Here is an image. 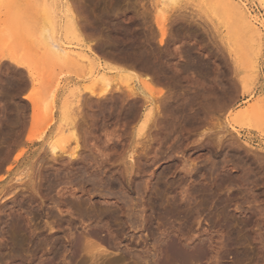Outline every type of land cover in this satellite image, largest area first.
<instances>
[{"label": "rangeland", "instance_id": "1", "mask_svg": "<svg viewBox=\"0 0 264 264\" xmlns=\"http://www.w3.org/2000/svg\"><path fill=\"white\" fill-rule=\"evenodd\" d=\"M174 1L67 0L68 5L72 4L69 7L72 6L74 18L79 21L78 28L84 23L79 29L84 28L79 32L81 38L78 41L76 34L63 26L66 17L59 0H0V264H171L166 245L184 250L188 244L194 245L190 255L201 258L193 264H264V36L255 58L251 56L250 42L245 39L249 37L243 32L244 28L233 13L226 12L230 9L220 8L221 2ZM239 1L260 21L259 25L264 26V2ZM52 3L56 4V18L61 27L53 30L35 28L34 34L35 9L46 8L44 4L50 6ZM49 11L51 14L52 10ZM6 13L10 15L9 22ZM25 21H31L32 25ZM160 29L165 34L163 38ZM53 33L59 39L60 51L51 43L49 45ZM124 39L129 40L128 45L135 46L136 52L144 47H155L157 61L160 59L161 66L166 64L162 67L171 65L168 67L180 70L185 64L192 65L184 72L186 68H181L182 76L170 73V76L168 73L166 76H143L144 72L137 68L125 70L126 67L104 58L111 51L115 53L116 46L123 45ZM131 40L134 43H130ZM104 76L110 83L107 90L110 87L111 93L101 97L106 88L99 78ZM144 82L150 87H145ZM130 84L136 94L131 100L125 95ZM227 89L230 90L227 92ZM89 91L95 96L102 94L95 101L92 99L94 103L92 100L87 102ZM120 92L125 93L122 99L127 101H120ZM51 95L54 104L49 108L47 101L51 100L47 98ZM37 97L43 100V105H40L41 111L36 112V121L32 122L31 105ZM77 101L80 107L83 104L81 113L87 107L80 117L84 116L86 121L80 119L81 126L77 127H81L79 141L85 143L75 149L74 163L69 164L66 155L61 161H50L51 157L47 158L51 155L50 134L47 129L45 136L40 137V133L49 122L51 106L56 104L60 110L68 104L67 107L73 110ZM255 102L260 106V112ZM251 107L255 112L242 117V112ZM148 111L150 114L145 117ZM142 117L146 121L141 127ZM68 145L70 149L75 146L72 141ZM128 168L130 187L123 173ZM91 176L94 180H89ZM105 178L118 181L120 184L115 186L118 190L115 187L109 190ZM76 179L78 183L74 181ZM92 181H101L103 188L95 183L92 187L95 185L96 188H92L89 186ZM32 185L38 189L36 192L29 188ZM94 189L96 193L91 192ZM99 189L105 191L103 195L97 193ZM13 190L15 196L10 194ZM119 192H123V196ZM109 195L114 201L119 200L118 205L122 201L120 204L125 210L128 206L127 210H130L133 204L130 211L136 216H122L127 210L121 212L122 207L119 206V210L117 204L105 203L109 201ZM12 238L13 242L10 241Z\"/></svg>", "mask_w": 264, "mask_h": 264}, {"label": "bare ground", "instance_id": "2", "mask_svg": "<svg viewBox=\"0 0 264 264\" xmlns=\"http://www.w3.org/2000/svg\"><path fill=\"white\" fill-rule=\"evenodd\" d=\"M54 1V0H53ZM58 1V0H57ZM67 1V0H66ZM65 1V3L63 2V0H59V2H60V4H59V6L60 5H62V7L61 8H64V12H65V17H66V22L63 24V26H64V28H68V29H70L71 31H69V32H72V33H74V34H76V38L78 39V41H80L79 39L81 38L80 36V31L81 30H83V29H81V30H79L80 29V27L84 24V23H82V25L78 28V26H77V22H79V21H77L76 20V18H74L75 16H73V13H72V6L71 7H69L70 5H72V4H70V5H68V3H70V2H66ZM163 1V0H162ZM173 1V0H172ZM176 1V0H175ZM174 1V2H175ZM217 1H219V2H221L222 3V5H220V3L218 4L219 6H220V8H222V7H226L225 9H230V11H226V12H230L232 15H235V18L237 17V19L239 20L238 22L240 23L239 25H241L243 28H244V30H243V32L245 31V33L247 34V36L249 37V39L248 38H245V39H247L250 43V47H251V50H252V55L251 56H253V57H257L258 56V54H259V52H260V49H261V46H262V41H263V36H264V33L262 32L263 30L260 28L262 25V23L259 25V23L258 22H260V21H258L256 18H254V17H252L251 15H250V12L248 11V9L246 8V6L244 5V3H241V1H239V0H217ZM216 1V2H217ZM263 2H264V0H262ZM76 3V2H75ZM165 3V2H164ZM36 4V3H35ZM38 4V3H37ZM43 4V3H42ZM74 4V3H73ZM78 4V3H77ZM46 5V6H45ZM217 5V6H218ZM224 5V6H223ZM22 6H23V4H22ZM21 6V7H22ZM44 6L46 7V8H41L40 7V9H35V10H37L36 11V17L37 18H35L34 17V21H33V25L35 26V27H33V30L32 31H34V34H36L35 32V28H38L39 30H41V29H52V28H60L61 27V22H58V20H57V18H56V12H57V7H56V4L55 3H52L50 6H47V4H44ZM222 6V7H221ZM35 7V6H34ZM47 7H48V9L50 10H52V12H51V14L49 13L50 11L49 10H47ZM78 7V6H77ZM20 8V7H19ZM32 8H33V6H32ZM36 8H37V6H36ZM18 10V9H17ZM17 10H16V12H17ZM25 10V9H24ZM77 10H78V8H77ZM31 11V10H30ZM60 11V10H59ZM73 11H74V9H73ZM75 11H76V9H75ZM74 11V12H75ZM26 12V11H25ZM31 12H33V11H31ZM78 12V11H77ZM24 13V12H23ZM27 14V13H26ZM61 14V13H60ZM76 14H78V13H76ZM229 14V13H228ZM231 14H229V15H231ZM14 15H16V14H14ZM30 15V14H29ZM48 15V16H47ZM80 15V14H79ZM31 16V15H30ZM81 16V15H80ZM84 16V15H83ZM255 16V15H254ZM5 17H6V20H8V22L10 21V15L9 14H7L6 13V15H5ZM16 17V16H15ZM24 18V20H25V17H23ZM61 18V17H60ZM84 18V17H83ZM232 18H234V16H232ZM22 19V18H21ZM33 19V18H32ZM65 19V18H64ZM236 19V20H237ZM19 20V19H18ZM17 20V21H18ZM23 20V19H22ZM22 20H21V22H22ZM23 20V21H24ZM76 20V21H75ZM235 20V21H236ZM155 22H156V20H154ZM25 22H28L29 24H31L32 22L31 21H25ZM64 22V21H63ZM212 22V21H211ZM228 22H229V20H228ZM156 23H158V22H156ZM80 24V23H79ZM86 24V23H85ZM231 24H232V21H231ZM238 24V23H237ZM264 24V23H263ZM32 25V24H31ZM158 25V24H157ZM21 26V25H20ZM27 26V25H26ZM29 26V25H28ZM238 26V25H237ZM83 27H84V25H83ZM158 27L160 28V25H158ZM232 27H233V25H232ZM240 27V26H239ZM239 27L237 28V30L239 29ZM241 27V28H242ZM263 27V29H264V26H262ZM14 28V27H13ZM17 28V27H16ZM24 28V27H23ZM26 28V27H25ZM32 28V27H31ZM82 28V27H81ZM162 28V27H161ZM15 29V28H14ZM13 29V30H14ZM28 29H29V27H28ZM63 29V28H62ZM67 29V30H68ZM163 29H165V28H163ZM163 29L160 31L161 32V35H160V37L161 38H163L164 37V32H163ZM232 29H234V28H232ZM53 30V29H52ZM79 30V31H78ZM29 32H30V30H28ZM44 31V30H43ZM42 31V32H43ZM165 31V30H164ZM238 31H240V29L238 30ZM238 31H237V33H238ZM69 32H67L66 31V33H69ZM86 32V31H85ZM91 32V31H90ZM38 33V32H37ZM41 33V32H40ZM45 33H47V30H46V32ZM72 33L70 34L71 36H73L72 35ZM109 33V32H108ZM126 33V32H125ZM93 34V33H92ZM48 35V34H47ZM94 35V34H93ZM41 36V35H40ZM89 36H91V35H89ZM88 36V37H89ZM97 36V35H96ZM95 36V37H96ZM108 36H110V35H108ZM126 36V35H125ZM129 36V35H128ZM246 36V37H247ZM88 37H86L87 39H88ZM44 38V37H43ZM58 37H54V33H53V36L51 37V38H49V45H50V43L52 44L51 46H53V47H55V48H57L58 49V51H60L61 49H60V42H59V39H57ZM107 38V37H106ZM113 38V37H112ZM160 38V42H162V39ZM237 38V37H236ZM235 38V39H236ZM45 39V38H44ZM95 39V38H94ZM117 39V38H116ZM127 39H129L130 40V38H127ZM51 40V41H50ZM125 40V39H124ZM122 40V42H124V43H122L123 45H121V43L120 44H118L116 47H117V51L114 53V51H111L110 53H113V55H111L110 53H109V55L108 54H106V56H104L102 53H103V51H101L102 53H100V54H102V56H104V58L106 57L107 58V60H108V58H109V60H112L113 62H115V63H117V64H119V66L120 67H126L125 68V70H129L130 68H132V67H134L135 69L137 68L138 70H142L141 71V73H143L142 75L144 76H159V75H157V74H160V76H166V74L168 75V76H170V75H172V76H182V74H183V72L184 71H186L187 70V68H189L190 67V65H192L191 63L190 64H183L184 66H182L181 68H186L185 70H183V69H181L180 68V70H179V68H178V70H177V68H175L174 69V66H173V68H171L172 66L171 65H168V66H171L170 68L168 67V66H165V67H162L160 64L161 63H159L158 61L160 60V59H158V61H157V56H158V54H157V56L155 55L156 53H155V47H154V49H145V47L143 48V49H137V51L138 52H136V50L134 51V49H135V46H134V48H133V46H131V45H128V41L129 40ZM241 40H242V38H241ZM41 41H43V40H41ZM121 41V40H120ZM76 42V41H75ZM114 42V41H113ZM126 42H128V43H126ZM159 42V43H160ZM237 42H239V41H237ZM80 43V42H79ZM117 43V42H116ZM126 43V44H125ZM130 43H134V42H132V40H131V42ZM136 43H137V41H136ZM136 43H135V45H136ZM141 43H143V42H141ZM45 44H47V43H45ZM111 44V43H110ZM125 44V45H124ZM248 44V45H249ZM41 45V44H40ZM119 45H121V46H119ZM142 45V44H141ZM145 45V44H144ZM146 45H147V43H146ZM151 45V44H150ZM160 45H161V43H160ZM238 45H240V43L238 44ZM87 46V45H86ZM95 46V45H94ZM106 46V45H105ZM105 46L104 47H102V48H105ZM109 46H111V45H109ZM139 46H140V44H139ZM138 45L136 46L137 48L139 47ZM164 46V45H163ZM162 46V47H163ZM244 46V45H243ZM98 47V46H97ZM101 47V46H100ZM100 47H99V49H100ZM115 47V48H116ZM146 47H148V46H146ZM157 47V46H156ZM80 48V47H79ZM107 48H108V46H107ZM107 48L105 49V50H107ZM112 48H113V45H112ZM142 48V47H141ZM149 48V47H148ZM151 48V47H150ZM247 48V47H246ZM91 49V48H90ZM89 49V50H90ZM98 48H97V50H99ZM157 49V48H156ZM88 50V51H89ZM96 50V51H97ZM101 50V49H100ZM104 50V49H103ZM104 50V51H105ZM109 50V49H108ZM113 50V49H112ZM158 50V49H157ZM243 50H246V49H243ZM161 51V50H160ZM98 52V51H97ZM109 52V51H108ZM107 52V53H108ZM157 52V51H156ZM251 52V51H250ZM249 52V53H250ZM105 53V52H104ZM158 53V52H157ZM171 54V53H170ZM251 54V53H250ZM73 55H74V53H73ZM97 55V54H96ZM95 55V56H96ZM160 55H163V54H160ZM191 55V54H190ZM189 55V56H190ZM98 56V55H97ZM100 56V55H99ZM251 56H249V57H251ZM160 57V56H159ZM162 57V56H161ZM160 57V58H161ZM169 57H171V56H169ZM175 57H177V56H175ZM248 57V56H247ZM248 57V58H249ZM97 58V57H96ZM166 60L168 61V56H166ZM194 58V57H193ZM85 60V59H84ZM164 60V59H163ZM196 60V59H195ZM250 61V60H249ZM166 62V61H165ZM192 62V61H191ZM167 63V62H166ZM168 63H170V62H168ZM251 63V62H250ZM256 63H257V61H256ZM256 63H253L254 65H256ZM116 64V65H117ZM166 65V64H165ZM196 65V64H195ZM199 65V64H198ZM203 65V64H202ZM94 66V65H93ZM251 66H252V64H251ZM118 67V66H117ZM122 67V68H123ZM130 67V68H129ZM179 67V66H178ZM194 67H197V65L196 66H194ZM199 67H200V65H199ZM84 68V67H83ZM121 68V69H122ZM235 68V67H234ZM251 68V67H250ZM253 68V67H252ZM120 68H118V70H119ZM133 69V68H132ZM196 69V68H195ZM206 69V68H205ZM253 69H255V68H253ZM81 70H83V69H81ZM88 70H89V68H88ZM102 70V69H101ZM116 70V69H115ZM117 70V71H118ZM181 70H183V72H181ZM189 70V69H188ZM192 70V69H191ZM197 70H199V69H197ZM209 70V69H208ZM207 70V71H208ZM119 71H121V70H119ZM123 71V70H122ZM134 71V70H133ZM136 71V70H135ZM207 71H205V72H207ZM181 72V73H180ZM191 72V71H190ZM201 72V71H200ZM169 73H170V75H169ZM204 73V72H203ZM232 73H233V71H232ZM91 74V73H90ZM163 74V75H162ZM190 74V73H189ZM226 74V73H225ZM256 74V73H255ZM186 75V74H185ZM254 75V74H253ZM89 76V75H88ZM129 76V75H128ZM184 76V75H183ZM191 76V75H190ZM95 77V76H94ZM107 77H109V76H107ZM183 78V77H182ZM178 79V78H177ZM97 80V79H96ZM132 80V79H131ZM129 81V82H132V81ZM156 80V79H155ZM123 81H124V78H123ZM151 81V80H150ZM195 81H197V80H195ZM234 81V80H233ZM99 82H101V83H105L104 84V87L103 88H106V90L103 92L102 91V93H103V95H101L102 93H99L97 96L99 97L100 95H101V97H105V95H109L110 96V94L109 93H111L110 92V87H109V89L107 90V88H108V86L110 85V83L108 82V80H107V78H105V76L104 77H100L99 78ZM128 82V83H129ZM176 82V81H175ZM181 82V81H180ZM185 82V81H184ZM95 83L97 84L98 82L97 81H95ZM101 83H99V84H101ZM113 83V82H112ZM159 83V82H158ZM162 83V82H161ZM188 83H190V82H188ZM192 83H194V82H192ZM225 83V82H224ZM235 83H236V81H235ZM202 84V83H201ZM226 84V83H225ZM231 84H232V82H231ZM233 84H234V82H233ZM232 84V85H233ZM98 85V84H97ZM114 85H117V84H114ZM164 85V84H163ZM184 85V84H183ZM187 85V84H186ZM191 85V84H190ZM193 85V84H192ZM231 85V86H232ZM93 86H95V84L93 85ZM100 86H102V85H100ZM131 84L127 87V90H128V88H130V90H129V92H126L127 94H125L124 92V94L126 95V97L128 98V99H130V98H133V96H135L136 94H135V90L133 89V87L131 86ZM144 86L146 87H150V85H148V83H146V82H144ZM165 86V85H164ZM227 86V85H226ZM226 86L224 87V88H226ZM234 86V88H236L235 86L236 85H233ZM238 86V85H237ZM96 87V86H95ZM111 87H113V85L111 86ZM116 86H114V88H115ZM119 87V86H118ZM117 87V88H118ZM148 87V88H149ZM244 87V86H243ZM92 88H94V87H92ZM132 88V89H131ZM188 88V87H187ZM238 88V87H237ZM116 89V88H115ZM123 89H124V87H123ZM232 89H233V87H232ZM54 90V89H53ZM91 90V89H90ZM97 90V89H96ZM104 90V89H103ZM118 90H119V88H118ZM152 90V89H151ZM185 90V89H184ZM228 90H230V89H227V92H228ZM234 90V89H233ZM237 90H239V88L237 89ZM91 91H93V89L91 90ZM95 91V90H94ZM112 92H113V90H111ZM123 90H121V92H122ZM150 91V90H149ZM54 92V91H53ZM90 92V91H89ZM121 92L119 93L121 96V99H120V101H122V100H124V101H127V99H122L123 98V96H124V94L122 95L121 94ZM188 92H189V90H188ZM91 94H89L90 96L92 95H94V93H92V92H90ZM114 93V92H113ZM113 93H112V95H113ZM117 93H118V91H116V96H117ZM169 93V92H168ZM187 93V92H186ZM190 93V92H189ZM226 93V92H225ZM224 93V94H225ZM50 94H51V92H50ZM86 94V93H85ZM146 94V93H145ZM151 94V93H150ZM149 94V95H150ZM153 94V93H152ZM151 94V95H152ZM172 94V93H171ZM170 94V95H171ZM182 94H183V92H182ZM195 94V93H194ZM227 94V93H226ZM225 94V95H226ZM236 94V93H235ZM234 94V95H235ZM239 94V93H238ZM53 95V94H52ZM48 96V98H50V99H48L47 98V100H51V102L50 101H47L48 102V104H46L45 103V107H46V105H48V107L50 108V105H53L54 103H52V99L51 98H53V96ZM80 95V94H79ZM139 95V94H138ZM150 95V96H151ZM167 95V94H166ZM205 95H206V93H205ZM229 95V94H228ZM55 97H56V95H54ZM88 96L87 95V97H86V101L87 102H89V101H91L92 99L94 100V99H96V97L97 96ZM140 96V95H139ZM181 96V95H180ZM202 96V95H201ZM232 97H234L233 95H231ZM45 97V99H46V96H44ZM83 97H84V95H83ZM97 97V98H98ZM108 96H106V98H107ZM115 97V96H114ZM117 97H119V96H117ZM166 97H169V95L168 96H166ZM165 97V99H167ZM171 97V96H170ZM187 97H188V95H187ZM191 97V96H190ZM230 97V96H229ZM228 97V98H229ZM106 98H104V99H106ZM125 98V97H124ZM139 98V97H138ZM138 98H135V99H138ZM142 98V97H141ZM140 98V99H141ZM153 98V97H152ZM162 98V97H161ZM160 98V99H161ZM164 98V97H163ZM194 98V97H193ZM44 99V98H43ZM78 99V98H77ZM83 99V98H82ZM108 99V98H107ZM159 99V101H161ZM182 99V98H181ZM184 99H185V96H184ZM188 99V98H187ZM230 99V101H232L231 99L232 98H229ZM249 99V98H248ZM54 100V99H53ZM92 100V101H93ZM98 100V99H97ZM101 100H102V98H101ZM100 100V101H101ZM119 100V99H118ZM131 100V99H130ZM170 100H171V98H170ZM183 100V99H182ZM191 100V99H190ZM236 100V98L235 99H233V101H235ZM84 101V100H83ZM95 101V100H94ZM94 101H93V103H94ZM135 101V100H134ZM150 101V100H149ZM165 101V100H164ZM164 101H162V102H164ZM180 101V100H179ZM189 101V100H188ZM187 101V102H188ZM192 101V100H191ZM226 101V100H225ZM43 100H41V98L40 97H37L33 102H32V112H31V120H32V122H35L36 121V118H37V115H36V112L39 110V108H40V105L42 104L43 105ZM54 102V101H53ZM82 102V101H81ZM132 102H133V100H132ZM142 102V101H141ZM145 102H146V100H145ZM156 102V101H155ZM168 102V101H167ZM229 102V101H228ZM262 102V101H261ZM261 102H259V103H261ZM50 103H52V104H50ZM96 103V102H95ZM126 103V102H125ZM134 103H136V102H134ZM177 103V102H176ZM181 103V102H180ZM189 103V102H188ZM257 105H258V103L257 102H255ZM264 103V102H263ZM262 103V104H263ZM79 104V101H77V103H76V107L74 108L73 107V110L70 108V106H68L67 107V105L68 104H64L63 106H62V108H60V110L57 108V107H55V105H54V107L53 106H51V109H50V119H49V122H48V124H47V126L45 125L46 124V121H45V126H44V128L43 129H41V132H42V134L40 133V137H42V135L43 134H45V129H47V134L49 133L50 134V144H49V153L51 154L49 157H47V158H50L51 157V159H50V161H57L58 159H60V161L62 160V159H64L65 158V155L67 156L66 157V159L68 160V163L69 164H72V163H74L73 162V159H74V155L77 153V149L76 148H78L77 146L81 143V139H80V141H79V137H80V133H79V128H81V127H79V128H77L78 127V125H79V123L81 122V120L80 119H84L85 120V117L83 116L82 118H80L81 116H82V114L84 113V111H86L87 109V107L85 108V110H83V113H81L82 111H80V109H81V107H82V103H81V107H80V104ZM122 104H124L123 102H121V105ZM164 104V103H163ZM167 104V103H166ZM182 104V103H181ZM185 105H186V103H184ZM226 104V103H225ZM230 104H232V103H230ZM255 104V105H256ZM87 104H85V106H86ZM91 105V104H90ZM132 105V104H131ZM142 105V104H141ZM178 105V104H177ZM99 106H100V104H99ZM130 106V105H129ZM133 106V105H132ZM156 106V105H155ZM166 106H169V104L168 105H166ZM187 106V105H186ZM227 106V105H226ZM259 106V105H258ZM257 106V109L258 108H260V106L258 107ZM45 107H43V109L44 110H47V109H45ZM59 107V106H58ZM159 107V106H158ZM183 107V106H182ZM229 107V106H228ZM47 108V107H46ZM130 108H132L131 106H130ZM138 108V107H137ZM156 108V107H155ZM165 108V107H164ZM167 108V107H166ZM165 108V109H166ZM181 108V107H180ZM264 108V107H263ZM31 109V108H30ZM41 109H42V107H41ZM71 109V110H70ZM83 109V108H82ZM133 109V108H132ZM134 110H137L135 107H134ZM140 110V109H139ZM156 110V109H155ZM162 110V109H161ZM167 110V109H166ZM260 109H258V111H259ZM262 110V109H261ZM41 110H39V112H40ZM133 111V110H132ZM157 111H159V110H157ZM182 111V110H181ZM184 111V110H183ZM263 111V110H262ZM89 112V111H88ZM138 112V111H137ZM160 112V111H159ZM255 112V110H254V108L253 107H251L250 109H246L245 111H243L242 112V117H245V116H247V115H249V114H253ZM260 112V111H259ZM258 112V113H259ZM264 112V111H263ZM45 113H47V112H45ZM81 113V114H80ZM86 113V112H85ZM39 114V113H38ZM139 114V113H138ZM149 114H150V111H148L144 116L145 117H148L149 116ZM86 115V114H85ZM135 115V114H134ZM137 115V114H136ZM49 116V114L47 115V117ZM88 116V115H87ZM138 116V115H137ZM161 116V115H160ZM165 116V115H164ZM79 117V118H78ZM89 117V116H88ZM163 117V116H162ZM166 117V116H165ZM90 118V117H89ZM138 118V117H137ZM143 118V117H142ZM157 119H158V117H156ZM264 119V118H263ZM83 120V121H84ZM90 120V119H89ZM134 120V119H133ZM136 120V119H135ZM80 121V122H79ZM86 121V120H85ZM84 121V122H85ZM146 120L143 118L142 120H141V123H139L140 124V126L141 125H143V123L145 122ZM161 121V120H160ZM84 122H83V125L85 126V124H84ZM155 122V121H154ZM37 123H38V120H37ZM82 123V122H81ZM31 126V125H30ZM29 126V127H30ZM37 126V125H36ZM79 126H81V124L79 125ZM152 126V125H151ZM41 127H43V125L41 126ZM46 127V128H45ZM83 127V126H82ZM142 127V126H141ZM140 129V128H139ZM141 129H143V128H141ZM43 130V131H42ZM77 130H78V132H77ZM84 130V129H83ZM83 130L81 131V132H83ZM140 131V130H139ZM138 132V131H137ZM141 132V131H140ZM84 133V132H83ZM79 136H78V135ZM85 134V133H84ZM231 134V133H230ZM43 136H45V135H43ZM84 136V135H83ZM148 136V135H147ZM228 136V135H227ZM227 138V137H226ZM45 139V138H44ZM72 141V143L74 142V144H75V146H74V148H72V149H70V147H69V145H68V143L69 142H71ZM82 141H84V140H82ZM148 141V140H147ZM159 141V140H158ZM236 141V140H235ZM83 143H85V142H83ZM83 143H81V144H83ZM148 143V142H147ZM83 146H85V145H83ZM234 146H235V143H234ZM82 148V147H81ZM87 147H85V149H86ZM228 148V147H227ZM244 148V147H243ZM76 149V150H75ZM236 149H237V147H236ZM43 150V149H42ZM80 150V149H79ZM57 151H60L61 153H58ZM245 151H247V150H245ZM79 152V151H78ZM230 152V151H229ZM46 154V153H45ZM80 154V153H79ZM47 155V154H46ZM85 155V154H84ZM76 156V155H75ZM78 156V155H77ZM232 156V155H231ZM64 157V158H63ZM133 157V156H132ZM227 157V156H226ZM237 157V156H236ZM42 158H44V157H42ZM73 158V159H72ZM84 158V157H83ZM129 158V157H128ZM65 159V160H66ZM80 159V158H79ZM18 160V157L15 159V161H17ZM237 160V159H236ZM49 161V162H50ZM47 162V161H46ZM43 163V162H42ZM50 163H53V162H50ZM55 163V162H54ZM59 163V162H58ZM61 163V162H60ZM67 163V164H68ZM64 164V163H63ZM75 164H77V163H75ZM235 164V163H234ZM33 165V164H32ZM52 165V164H51ZM54 165V164H53ZM57 165V164H56ZM81 165H83V164H81ZM232 165H233V163H232ZM44 166V165H43ZM47 166V165H46ZM45 166V167H46ZM66 166V165H65ZM86 166V165H85ZM48 167V166H47ZM46 167V168H47ZM64 167V166H63ZM69 167V166H68ZM74 167V166H73ZM79 167H81L80 165H79ZM33 168V167H32ZM56 168H57V166H56ZM87 168V167H86ZM230 168V167H229ZM236 168V167H235ZM37 169V168H36ZM35 169V170H36ZM58 169H60V168H58ZM64 169H66V168H64ZM85 169V168H84ZM84 169H83V171H84ZM32 170H34V169H32ZM55 170V169H54ZM76 170H78V168L76 169ZM81 170V169H80ZM255 171V170H254ZM28 172V171H27ZM38 172V171H37ZM75 172V171H74ZM122 172V171H121ZM125 172V173H124ZM26 173V172H25ZM41 173V172H40ZM40 173H39V175H40ZM79 174H80V171L78 172ZM81 173H83V172H81ZM85 173V172H84ZM92 173V172H91ZM123 173H124V176H126V178H127V181H129L130 179H129V177H130V174L131 173H129V168L128 169H126V171H124L123 170ZM226 173V172H225ZM38 174V173H37ZM37 174H35V175H37ZM87 174V173H86ZM243 174V173H242ZM241 174V175H242ZM27 175V174H26ZM102 175V174H101ZM227 175V174H226ZM226 175H225V179H226ZM33 176V175H32ZM66 176V175H65ZM74 176V175H73ZM72 176V177H73ZM87 176V175H86ZM93 176V175H92ZM91 176V178L89 177V180L91 179V180H94V178ZM103 176V175H102ZM124 176L122 175V177H123V179L122 180H124ZM228 176H230V175H228ZM246 176V175H245ZM35 177V176H34ZM49 177V176H48ZM82 177V176H81ZM106 177V176H105ZM121 177V178H122ZM134 177V176H133ZM23 178V177H22ZM36 178V177H35ZM34 178V179H35ZM41 178V177H40ZM50 178H52V177H50ZM49 178V179H50ZM70 178V177H69ZM84 178H85V175H84ZM87 178V177H86ZM95 178H99V177H95ZM114 178V177H113ZM117 178V177H116ZM120 178V179H121ZM230 178V177H229ZM56 179V178H55ZM74 179V178H73ZM73 179H71V180H73ZM81 179V178H80ZM96 179V181H99V180H97ZM100 179H102V177H100ZM106 179V178H105ZM109 179V178H108ZM118 179V178H117ZM224 179V180H225ZM234 179V178H233ZM24 180V179H23ZM33 180V179H32ZM39 180V179H38ZM41 180H43V179H41ZM40 180V182H44V181H41ZM53 180H54V178H53ZM79 180V179H78ZM104 180V179H103ZM107 180V179H106ZM112 180V179H111ZM115 179H113L112 181H110V180H107L106 181V183H107V186L105 185V183H104V186L105 187H107L109 190L110 189H112L113 187H117L118 186V184H120L118 181H114ZM232 179H230V181H231ZM21 181V180H20ZM48 181H51V180H48ZM57 181V180H56ZM74 181H77V179L76 180H74ZM80 181V180H79ZM87 181H88V179H87ZM95 181V182H96ZM27 182H28V180H27ZM46 182H47V180H46ZM94 181H92L91 182V185H89V186H91L92 187V184L93 183H95ZM125 182V181H124ZM130 182V181H129ZM129 182H128V186L130 187L131 186V182H130V184H129ZM240 182V181H239ZM20 183V182H19ZM54 183V182H53ZM52 183V184H53ZM57 183V182H56ZM77 183H78V181H77ZM90 183V182H89ZM227 182H225V184H226ZM228 183H230L229 182V180H228ZM27 184V183H26ZM33 184V183H32ZM45 184H47V183H45ZM48 184H50V183H48ZM95 184H101V181L100 182H98V183H95ZM16 185H17V183H16ZM19 185V184H18ZM54 185H55V183H54ZM98 185V186H99ZM25 186V185H24ZM50 186V185H49ZM71 186V185H70ZM95 186V185H94ZM92 187V188H96V187ZM127 186V185H126ZM141 186V185H140ZM13 187V186H12ZM16 187V189H17V187L18 186H15ZM23 187V186H22ZM100 188H103V186H99ZM98 187V188H99ZM104 187V189H106ZM115 187V188H116ZM123 187V186H122ZM19 189H20V187H18ZM23 188H25V187H23ZM31 190H33L34 192H36L38 189H36L35 188V186H30L29 187ZM29 188H27V189H29ZM91 188V189H92ZM97 188V189H98ZM115 188H113V189H115ZM119 188V187H118ZM10 189V188H9ZM8 189V190H9ZM14 189L15 191H17V190H19V189ZM67 189V188H66ZM117 189V188H116ZM5 190V189H4ZM7 190V191H8ZM14 190H13V192H11L10 194H13L14 193V196H15V192H14ZM40 190V189H39ZM61 190V189H60ZM70 190H71V187H70ZM118 190V189H117ZM134 190V189H133ZM11 191V190H10ZM22 191V190H21ZM25 191V190H24ZM64 191V190H63ZM66 191V190H65ZM64 191V192H65ZM97 191H99V192H97V193H101V194H99V195H103V193L102 192H105V191H103L102 190V192L100 191V189L99 190H97ZM107 191V190H106ZM113 191V190H112ZM116 191V190H115ZM123 191H125V190H123ZM129 191H131L130 189H129ZM134 191H136V189L134 190ZM3 192V191H2ZM23 192V191H22ZM39 192V191H38ZM91 192H93V193H96V190L94 189V191H92L91 190ZM109 192V191H108ZM117 192V191H116ZM141 192V191H140ZM144 192V191H143ZM29 193V192H28ZM31 193V192H30ZM41 193V192H40ZM40 193H39V195H40ZM66 193V192H65ZM69 193V192H68ZM92 193V194H93ZM107 193V192H106ZM106 193H104V194H106ZM114 193V192H113ZM120 193V192H119ZM137 193H138V190H137ZM18 194H21V193H19L18 192ZM37 194V193H36ZM42 194V193H41ZM120 194H122V196H123V192L122 193H120ZM141 194V193H140ZM7 195H9V194H7ZM60 195V194H59ZM124 195H125V193H124ZM11 196V195H10ZM14 196L12 197V198H14ZM66 196H67V194H66ZM94 196V195H93ZM106 196V195H105ZM108 196V195H107ZM113 196H115V195H113ZM112 196V197H113ZM126 196V195H125ZM129 196V195H128ZM131 196V195H130ZM141 196V195H140ZM4 197H6V196H4ZM8 197V196H7ZM6 197V198H7ZM22 197V196H21ZM36 197V196H35ZM101 197V196H100ZM119 197H121V196H119ZM138 197V196H137ZM24 198V197H23ZM22 198V199H23ZM62 198V197H61ZM103 198H104V196H103ZM116 198V197H115ZM127 198V199H126ZM128 198L129 197H124V199H126V200H128ZM140 198V197H139ZM1 199V198H0ZM3 199V198H2ZM63 199H64V196H63ZM99 199V198H98ZM102 199V198H101ZM60 200H62V199H60ZM107 200H109V201H105V200H103L102 199V201H105V203L106 202H108L107 204H109V205H111V206H114L115 204H117L118 205V202H117V200L118 199H115V201L110 197V195H109V197L107 198ZM121 200H123V199H121ZM139 200V199H138ZM71 201V200H70ZM119 201V200H118ZM133 201V200H132ZM142 201V200H141ZM14 202V201H13ZM67 202H69L68 200H67ZM72 202V201H71ZM101 202V201H100ZM121 203H122V201H120ZM120 202H119V205L117 206V205H115L119 210H120V208H119V206L120 207H122L121 208V212H123L122 210L124 209V207L123 206H121V204H120ZM125 202H127V201H125ZM129 202V201H128ZM127 202V203H128ZM62 203V202H61ZM60 203V204H61ZM63 203H64V201H63ZM104 203V202H103ZM129 203H131V201L129 202ZM138 203H140V202H138ZM137 203V204H138ZM15 204H17V202L15 203ZM56 204V203H55ZM59 204V203H58ZM57 204V205H58ZM5 205V204H4ZM56 205V206H57ZM77 205H78V203H77ZM109 205H107V209H108V206ZM126 205V204H125ZM128 205H130V204H127V206ZM133 205V204H132ZM132 205H130V207L132 208ZM135 205V204H134ZM143 205H146V203L145 204H143ZM151 205V204H150ZM6 206H7V204H6ZM12 206V205H11ZM53 206V205H52ZM79 206V205H78ZM1 207V206H0ZM21 207V206H20ZM106 207V206H105ZM115 207V208H116ZM129 207V206H128ZM128 207H127V209H128ZM52 208H55V206L54 207H52ZM111 208V207H110ZM125 208H126V206H125ZM131 208H129L130 210H131ZM144 208V207H143ZM67 209V208H66ZM70 209V208H69ZM73 209V208H72ZM75 209V208H74ZM76 209H78V207H76ZM126 209V210H127ZM225 209V208H224ZM125 209H124V211H126ZM130 210H127V214H126V212H125V214L126 215H122V216H125V217H127V216H130V214H132L133 212H131ZM135 210H137V209H135ZM140 210H141V208H140ZM139 210V211H140ZM53 211V210H52ZM61 211V210H60ZM67 211V210H66ZM69 211V210H68ZM67 211V212H68ZM110 211V210H109ZM112 211H113V208H112ZM129 211L131 212V213H129ZM133 211V210H132ZM138 211V212H139ZM142 211V210H141ZM49 212V211H48ZM62 212H63V210H62ZM71 212V211H70ZM69 212V213H70ZM73 213H74V211H72ZM80 212V211H79ZM82 212H83V210H82ZM120 212V214H122ZM225 212V211H224ZM3 213V212H2ZM2 213H1V215H2ZM81 213V212H80ZM85 213V212H84ZM100 213V212H99ZM166 213V212H165ZM5 214V213H4ZM51 214H53V212H51ZM77 214H78V211H77ZM86 214V213H85ZM94 214V213H93ZM105 214V213H104ZM129 214V215H128ZM70 215V214H69ZM84 214H82V216H83ZM87 215V214H86ZM90 215V214H89ZM100 215V214H99ZM134 215H135V213L134 214H132L131 216H133V218H134ZM5 216V215H4ZM53 216H54V214H53ZM52 216V217H53ZM56 216V215H55ZM96 216V215H95ZM121 216V215H120ZM121 216V217H122ZM130 216V217H131ZM136 216V215H135ZM141 216V215H140ZM264 216V215H263ZM7 217H8V215H7ZM98 217V216H97ZM102 217H104V216H102ZM130 217H128V218H130ZM99 218V217H98ZM119 218V217H118ZM127 218V221H129V219ZM132 218V217H131ZM140 218V217H139ZM138 218V219H139ZM10 219V218H9ZM83 219V218H82ZM126 219V218H125ZM137 219V220H138ZM261 219V218H260ZM5 220V219H4ZM16 220V219H15ZM118 220V219H117ZM147 220V219H146ZM150 220V219H149ZM13 221V220H12ZM17 221V220H16ZM125 221V220H124ZM123 221V222H124ZM133 221L135 222V220L133 219ZM9 222H10V220H9ZM104 222V221H103ZM108 222V221H107ZM130 222H132L131 220H130ZM137 222V221H136ZM143 222V221H142ZM144 222H146V221H144ZM3 223V222H2ZM5 223V222H4ZM3 223V224H4ZM8 223V222H7ZM6 223V224H7ZM11 223V222H10ZM125 223V222H124ZM138 223V222H137ZM6 224H4V225H6ZM21 224V223H20ZM20 224H18V227L20 226ZM120 224V223H119ZM128 224V223H127ZM143 224V223H142ZM12 225H13V222H12ZM99 225V224H98ZM135 225H136V223H135ZM147 225V224H146ZM3 226V225H2ZM15 226V225H14ZM129 226V225H128ZM141 226V225H140ZM140 226H138V227H140ZM9 227V226H8ZM12 227V226H11ZM133 227V226H132ZM143 227V226H142ZM13 228V227H12ZM17 228V227H16ZM96 228H98V227H96ZM137 228V227H136ZM136 228H135V230H136ZM129 229H130V227H129ZM15 230V229H14ZM97 230V229H96ZM140 230V229H139ZM1 231V230H0ZM93 231V230H92ZM91 231V232H92ZM10 232V231H9ZM95 232V231H94ZM93 232V233H94ZM11 233H13V230L11 231ZM10 233V234H11ZM92 233V234H93ZM98 233V232H97ZM2 234H3V232H2ZM9 234V235H10ZM16 234V233H15ZM15 234H14V236H15ZM87 234H89V233H87ZM95 234H96V232H95ZM4 236H5V234H3ZM3 235H1V236H3ZM7 235H8V233H7ZM20 235V234H19ZM90 235V234H89ZM17 236V235H16ZM233 236V235H232ZM10 237V236H9ZM13 237V236H12ZM20 237V236H19ZM88 238H89V236H87ZM86 237V238H87ZM91 237V236H90ZM93 237V236H92ZM95 237H96V235H95ZM94 237V238H95ZM166 238V237H165ZM168 238V237H167ZM170 238V237H169ZM1 239V238H0ZM15 239L16 240H18L19 241V238L17 239L16 237H15ZM14 239V240H15ZM20 239H21V237H20ZM24 239V238H23ZM26 239V238H25ZM156 239V238H155ZM31 240V239H30ZM41 240V239H40ZM58 240V239H57ZM56 240V241H57ZM158 240V239H157ZM160 240V239H159ZM11 242H13V238H12V240H10ZM18 241H15V243L16 242H18ZM25 241H27V240H25ZM29 241V240H28ZM27 241V242H28ZM37 241H38V239H37ZM42 241V240H41ZM51 241V240H50ZM70 241V240H69ZM72 241H74V240H72ZM110 241V240H109ZM234 241V240H233ZM22 242V240L20 241V243ZM34 242V241H33ZM39 242V241H38ZM42 242H44V240L42 241ZM55 242V241H54ZM10 243V242H9ZM19 243V242H18ZM25 243V242H24ZM56 243V242H55ZM75 243V242H74ZM235 243H236V240H235ZM14 244V243H13ZM12 244V245H13ZM77 244V243H76ZM75 244V245H76ZM162 244V243H161ZM160 244V245H161ZM168 244V243H167ZM233 244V243H232ZM36 245V244H35ZM43 245V244H42ZM44 245H45V243H44ZM169 245H170V243H169ZM236 245V244H235ZM234 245V246H235ZM34 246V245H33ZM54 246V245H53ZM71 246V245H70ZM163 246V245H162ZM172 246H174V245H172ZM192 246H194V245H192ZM192 246H190L189 244H188V246L186 245L185 246V248H184V250H178V249H174V248H172L171 247V245L170 246H168L167 247V245H166V247L165 248H167V250H168V252L170 253H168V255L170 256L169 257V262L171 263V264H193L192 262H195L198 258L199 259H201L200 258V255H199V257H198V255H197V257H194L195 255L193 254V255H190V252H191V254H192V250H193V247ZM13 247V246H12ZM18 247V246H17ZM74 247V246H73ZM176 247V246H175ZM183 247V246H182ZM14 248H16V247H14ZM19 248H21L20 246H19ZM18 248V249H19ZM22 248H23V246H22ZM30 248H31V246H30ZM33 248V247H32ZM35 248V247H34ZM38 248V247H37ZM42 248V247H41ZM158 248H161V247H158ZM157 248V249H158ZM225 248V247H224ZM63 249V248H62ZM75 249V248H74ZM13 250H15V249H13ZM20 250V249H19ZM32 250V249H31ZM55 250V249H54ZM59 250V249H58ZM21 251V250H20ZM23 251V250H22ZM33 251V250H32ZM70 251H72V250H70ZM163 251V250H162ZM195 251V250H194ZM224 251H225V249H224ZM24 252V251H23ZM189 252V253H188ZM19 253V252H18ZM17 253V255H20V254H18ZM21 253V252H20ZM58 253V252H57ZM164 253V252H163ZM163 253H160V254H163ZM188 253V254H187ZM238 253V252H237ZM243 253V252H242ZM34 254V253H33ZM149 254V253H148ZM153 254V253H152ZM204 254V253H203ZM36 255V254H35ZM155 255H156V253H155ZM213 255V254H212ZM217 255V254H216ZM149 256V255H148ZM157 256V255H156ZM159 256V255H158ZM215 256V255H214ZM12 257H13V254H12ZM34 257V256H33ZM58 257V256H57ZM59 257H60V255H59ZM154 257V256H153ZM161 257H162V255H161ZM204 257V256H203ZM206 257V256H205ZM212 257V256H211ZM1 258V257H0ZM53 258H55V257H53ZM4 260L6 259V258H3ZM22 259H23V257H22ZM56 259V258H55ZM148 259V258H147ZM159 259V258H158ZM199 259H198V261H199ZM236 259V258H235ZM240 259V258H239ZM242 259V258H241ZM24 260V259H23ZM237 260V259H236ZM159 261V260H158ZM157 260H156V262H158ZM239 261V260H238ZM147 262V261H146ZM197 262V261H196ZM195 262V263H196ZM237 263H241V262H237Z\"/></svg>", "mask_w": 264, "mask_h": 264}]
</instances>
